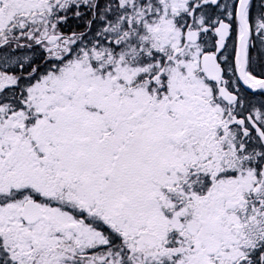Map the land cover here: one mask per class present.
Listing matches in <instances>:
<instances>
[{
	"label": "snow or ice",
	"instance_id": "snow-or-ice-1",
	"mask_svg": "<svg viewBox=\"0 0 264 264\" xmlns=\"http://www.w3.org/2000/svg\"><path fill=\"white\" fill-rule=\"evenodd\" d=\"M0 264H264V0H0Z\"/></svg>",
	"mask_w": 264,
	"mask_h": 264
}]
</instances>
